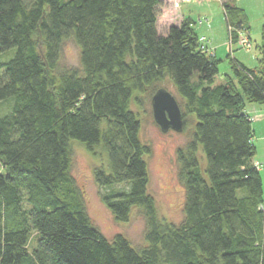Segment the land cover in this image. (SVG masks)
Instances as JSON below:
<instances>
[{"label": "trees", "instance_id": "trees-1", "mask_svg": "<svg viewBox=\"0 0 264 264\" xmlns=\"http://www.w3.org/2000/svg\"><path fill=\"white\" fill-rule=\"evenodd\" d=\"M161 9V0H0V264H264L262 180L246 112V103L264 105V23L263 68L228 55L231 76L216 86L220 61L200 50L193 23L162 31ZM222 9L235 30H250L234 0ZM69 39L78 69L60 64ZM165 81L184 127L196 119L177 150L178 224L158 216L151 148L130 107ZM72 141L104 158L93 169L100 200L116 223L139 210L144 247L121 235L109 241L93 224L72 176Z\"/></svg>", "mask_w": 264, "mask_h": 264}, {"label": "rangeland", "instance_id": "rangeland-1", "mask_svg": "<svg viewBox=\"0 0 264 264\" xmlns=\"http://www.w3.org/2000/svg\"><path fill=\"white\" fill-rule=\"evenodd\" d=\"M201 1L204 0H181L180 2L198 3ZM216 1L222 7L223 0ZM216 1L210 2L211 5L218 6ZM237 5L243 9V12L247 16L250 30L247 31L245 28L235 30L230 25L223 10L226 30L217 31L216 34L218 38L227 40L225 46H223L227 53L223 56L218 55V53L216 55V59L220 60L218 75L214 81V85L216 86L224 84L225 76H231L229 61L226 59L228 53V55L232 56L246 68H263L262 64L259 63L260 54L256 47L260 46L263 42H261V29L264 23V0H238ZM198 20L201 21V24H206V22L203 16L193 21V28L197 31V34H200L198 30L201 25ZM234 33L237 35L236 41L233 40ZM244 38L248 42V46H245ZM203 39L198 38V42H201ZM205 47L209 54L214 56L213 48L210 50L207 45ZM60 64L67 68L78 69L80 67L79 49L73 40L69 39L62 45ZM160 88L168 91L177 103L181 102L168 81L159 84L157 89ZM155 91L147 90L145 93L138 95L139 104L134 101L130 107L140 122L141 141L151 148V154L146 159L149 175L148 191L155 200L158 216L166 222L178 224L182 220L184 189L178 179L177 150L184 147L191 139L196 119L193 116L187 117L185 127L181 133L171 130L167 133H162L155 124L152 115L151 99ZM2 109H5V106ZM246 112L251 118L252 130L254 132L253 145L255 147V156L252 163L260 171L264 197V105L246 103ZM71 146L74 150L72 176L77 186L84 193L86 212L93 224L109 241L116 235H121L133 247H144L145 227L141 215L137 213L139 210L132 209L127 223H116L111 213L100 200L99 190L93 180V169L102 164L104 158L101 155L94 158L78 141H72Z\"/></svg>", "mask_w": 264, "mask_h": 264}, {"label": "crops", "instance_id": "crops-1", "mask_svg": "<svg viewBox=\"0 0 264 264\" xmlns=\"http://www.w3.org/2000/svg\"><path fill=\"white\" fill-rule=\"evenodd\" d=\"M180 1L161 0L162 9L159 16V26L161 27L162 31L167 30V28H169L170 26L179 25L183 20H190L193 23V28V21L197 20V18H199L200 16H203L206 24H201V21L198 20L200 21L201 25L200 29L198 30L200 34H197V31H195V29L193 28L194 32L196 33L198 38L205 39V45L208 46V49L211 50L213 48L215 58L217 53L218 55H225L227 52L224 50L223 46H225L227 40L218 38L216 34L217 31L220 32L223 29L226 30V26H224V13L220 3L216 0H204L198 3H187ZM212 1H216L218 3V6L211 5L210 2ZM234 1L236 6L239 9L243 10L240 6L237 5L238 0ZM204 25L207 26L205 27ZM228 54L226 55V59Z\"/></svg>", "mask_w": 264, "mask_h": 264}, {"label": "water", "instance_id": "water-1", "mask_svg": "<svg viewBox=\"0 0 264 264\" xmlns=\"http://www.w3.org/2000/svg\"><path fill=\"white\" fill-rule=\"evenodd\" d=\"M152 115L162 133L184 129L182 113L175 98L165 89H158L151 99Z\"/></svg>", "mask_w": 264, "mask_h": 264}, {"label": "built area", "instance_id": "built-area-1", "mask_svg": "<svg viewBox=\"0 0 264 264\" xmlns=\"http://www.w3.org/2000/svg\"><path fill=\"white\" fill-rule=\"evenodd\" d=\"M182 1H183V0H182ZM245 38H246V37H245ZM245 38H244V44H245V46H248L249 44H248V42L245 40ZM199 43H200V50L209 53L208 50L206 49L205 45H204V43H205L204 39H203L201 42H199Z\"/></svg>", "mask_w": 264, "mask_h": 264}, {"label": "bare ground", "instance_id": "bare-ground-1", "mask_svg": "<svg viewBox=\"0 0 264 264\" xmlns=\"http://www.w3.org/2000/svg\"><path fill=\"white\" fill-rule=\"evenodd\" d=\"M209 54V53H208ZM210 56H212V54H209Z\"/></svg>", "mask_w": 264, "mask_h": 264}]
</instances>
